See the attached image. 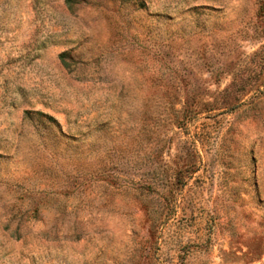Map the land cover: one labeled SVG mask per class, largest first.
Wrapping results in <instances>:
<instances>
[{
    "label": "rangeland",
    "instance_id": "1",
    "mask_svg": "<svg viewBox=\"0 0 264 264\" xmlns=\"http://www.w3.org/2000/svg\"><path fill=\"white\" fill-rule=\"evenodd\" d=\"M0 0V264H264L259 0Z\"/></svg>",
    "mask_w": 264,
    "mask_h": 264
},
{
    "label": "trees",
    "instance_id": "2",
    "mask_svg": "<svg viewBox=\"0 0 264 264\" xmlns=\"http://www.w3.org/2000/svg\"><path fill=\"white\" fill-rule=\"evenodd\" d=\"M130 1H135L138 2L140 0H130ZM260 1V10H259V14L261 15V17L264 18V0H259ZM68 3L70 4L71 1L69 0Z\"/></svg>",
    "mask_w": 264,
    "mask_h": 264
}]
</instances>
